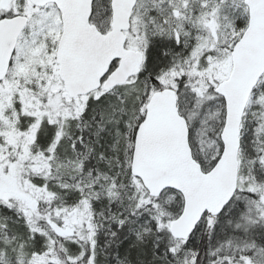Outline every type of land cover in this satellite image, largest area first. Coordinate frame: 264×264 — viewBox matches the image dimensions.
Returning a JSON list of instances; mask_svg holds the SVG:
<instances>
[{
	"label": "snow or ice",
	"instance_id": "6c2138e0",
	"mask_svg": "<svg viewBox=\"0 0 264 264\" xmlns=\"http://www.w3.org/2000/svg\"><path fill=\"white\" fill-rule=\"evenodd\" d=\"M0 264H264V0H0Z\"/></svg>",
	"mask_w": 264,
	"mask_h": 264
}]
</instances>
